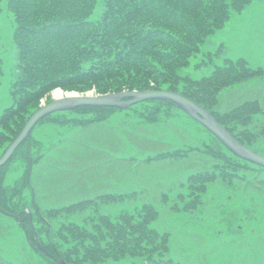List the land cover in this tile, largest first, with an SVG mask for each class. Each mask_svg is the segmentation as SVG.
I'll return each instance as SVG.
<instances>
[{"label":"trees","instance_id":"16d2710c","mask_svg":"<svg viewBox=\"0 0 264 264\" xmlns=\"http://www.w3.org/2000/svg\"><path fill=\"white\" fill-rule=\"evenodd\" d=\"M249 1L5 0L13 16L12 41L19 72L10 84L11 103L0 112V148L3 150L16 137L41 97L47 96L54 87L78 91L94 87L96 92L166 87L205 107L247 147L259 144L264 138V105L256 98H246L221 111L216 103L223 86L256 73L264 75V64L251 68L245 58L237 56L224 58L210 74L199 78L177 71V67L189 62V55L198 50L209 33L223 26L230 11H240ZM2 7L3 0H0V10ZM211 54L208 53L209 58ZM2 73L0 57V75ZM172 106L176 107L171 101L160 99H144L124 108L77 105L53 111L37 123L83 127L107 121L113 114L124 111L132 112L133 125L155 124L167 119ZM67 112L73 115L68 117ZM258 115L263 119H257ZM205 130L214 142L213 149L208 143L185 145L143 158H186L191 150L198 148L211 157L209 167L189 172L181 180L188 192H180L182 204L175 201L172 208L193 209V204L200 202L202 193L215 178L225 180L236 170L249 166L264 171L261 165L236 156ZM33 148L35 155L30 154ZM40 149L37 138L30 134L0 166V206L17 214L19 225L28 228L29 238L37 236L42 247L68 264H105L109 260L127 258L132 260L124 264H181L166 255L168 232L150 224L158 215L151 202L140 204L135 212L121 209L114 216L95 208L79 222L67 216L94 202L121 201L130 192L104 191L91 198L46 209L35 204L34 211L31 206L20 207L18 201L13 202L12 197L20 189L5 184L6 168L15 155L25 157L22 179L29 184L32 163L44 152ZM184 196L192 199L183 203ZM29 213L33 228L28 223ZM43 259L50 264H61L44 255Z\"/></svg>","mask_w":264,"mask_h":264},{"label":"rangeland","instance_id":"374dc122","mask_svg":"<svg viewBox=\"0 0 264 264\" xmlns=\"http://www.w3.org/2000/svg\"><path fill=\"white\" fill-rule=\"evenodd\" d=\"M13 26V16L3 0L0 112L11 103L10 84L19 72L12 41ZM237 56L245 58L251 68L264 64V0H250L240 11H230L223 26L209 33L198 50L189 55V62L177 67V71L199 78L210 74L224 58ZM52 90L41 97L36 108L52 99ZM62 90L82 96L119 91L96 92L94 87L86 91ZM218 93L216 108L221 111L246 98H256L264 105V75L247 76L223 86ZM131 114L117 112L107 121L83 127L36 123L31 134L44 152L32 163L30 183L22 179L26 163L22 155H15L6 168L5 184L20 189L12 197L13 202L18 201L20 207L31 206L34 211L35 204L46 209L104 191L130 192L121 201L94 202L67 216L79 222L95 208L114 216L121 209L135 212L140 204L151 202L158 215L150 224L168 232L166 255L181 264H264V171L249 166L236 170L225 180L215 178L202 193L200 202L193 204V209L172 208L175 201L182 204L179 193L188 192L181 180L189 172L209 167L211 157L198 148L191 150L186 158H143L185 145L208 143L213 149L214 142L205 128L179 108H171L167 119L155 124L133 125ZM67 115L71 117L73 113L67 112ZM256 118L263 119L259 115ZM251 146L264 155V138ZM30 154H36L34 148ZM184 197L183 203L192 199ZM5 260L11 264H50L29 246L16 216L0 211V264H7ZM131 260H109L105 264H124Z\"/></svg>","mask_w":264,"mask_h":264},{"label":"water","instance_id":"95a60500","mask_svg":"<svg viewBox=\"0 0 264 264\" xmlns=\"http://www.w3.org/2000/svg\"><path fill=\"white\" fill-rule=\"evenodd\" d=\"M66 92V91H65ZM65 94V95H64ZM60 97H52L46 103H42L34 109L30 116L26 119L17 133L5 150L0 154V166L5 164L10 155L15 150V147L20 142L28 137L34 123L43 116L55 111L74 108L76 105H94V106H117L119 108L130 105L134 102L143 101V99H161L173 102L177 107L179 106L188 115L198 120L205 128L215 135L221 143L231 150L236 156L250 160L259 166L264 167V155L244 145L238 138H235L226 127H223L214 116H212L202 105H198L195 101L187 98L179 92L162 88H143V89H121L120 91L100 93L96 96L86 95L82 96L76 92L64 93ZM0 211L4 210L0 207ZM46 256L57 260L61 264H67L61 257H56L53 254L43 250Z\"/></svg>","mask_w":264,"mask_h":264},{"label":"bare ground","instance_id":"6f19581e","mask_svg":"<svg viewBox=\"0 0 264 264\" xmlns=\"http://www.w3.org/2000/svg\"><path fill=\"white\" fill-rule=\"evenodd\" d=\"M65 92L59 88V87H55L53 88L51 94L53 95V97H60V96H63ZM67 93H70V92H67Z\"/></svg>","mask_w":264,"mask_h":264}]
</instances>
